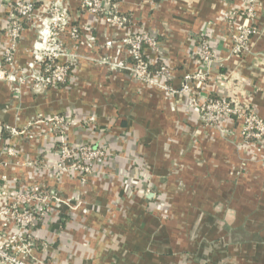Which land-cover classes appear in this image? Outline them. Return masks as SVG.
Returning a JSON list of instances; mask_svg holds the SVG:
<instances>
[{
	"label": "crops",
	"instance_id": "obj_1",
	"mask_svg": "<svg viewBox=\"0 0 264 264\" xmlns=\"http://www.w3.org/2000/svg\"><path fill=\"white\" fill-rule=\"evenodd\" d=\"M27 1L37 19L13 46L14 66L26 75L41 63L38 19L55 6L69 21L54 42L63 53L57 61L70 66L66 82L45 87L0 72V209L34 183L53 196L42 222L19 233L31 239L34 263L264 264V140H244L229 117L204 124L178 92L185 75L203 68L205 41L213 61L194 90L235 97L264 120V0L255 8L258 31L239 54L230 52L231 35L245 22L244 0H115L129 18L124 26L105 23L81 0ZM8 12L0 9V50L10 46ZM225 13L232 15L223 21ZM131 32L156 39L144 55L168 67L175 92L130 75L123 39ZM53 115L65 118L62 130L52 129ZM58 135L108 157L85 179L56 178ZM12 228L0 214V236Z\"/></svg>",
	"mask_w": 264,
	"mask_h": 264
},
{
	"label": "built area",
	"instance_id": "obj_2",
	"mask_svg": "<svg viewBox=\"0 0 264 264\" xmlns=\"http://www.w3.org/2000/svg\"><path fill=\"white\" fill-rule=\"evenodd\" d=\"M259 0H244V7L238 13L245 22L237 25L236 31L231 35L232 54L243 53L247 50L248 40L254 36L258 29L255 26L256 4ZM81 6L86 11L101 15L105 23L124 26L129 22L126 15L116 11L115 0H81ZM6 7V35L10 38V46L0 50V72L10 71L8 78L24 82L31 79L46 86H57L67 81L70 66L66 62H58L57 59L63 53L54 44L57 40L56 29L60 31L67 28L69 21L64 18L57 7H49L48 19H38L43 29L42 44L37 48V58L41 62L29 65L30 74L14 66L13 46L24 29V23L30 20L35 21L37 16L34 14V6L27 0H3L0 1V9ZM232 14L225 13L222 20L230 19ZM47 24L45 25V23ZM72 37H76L77 29H70ZM124 43L129 45V56L132 61L126 65L127 70L133 78L147 86L159 87L165 91L175 92L171 89L166 80L169 77L168 67L159 62L155 70H149L148 65L156 63L148 60L144 55V48H149L155 52L157 45L156 39L143 32H131L125 35ZM198 52L203 68L193 74L184 76L183 82L178 92L187 96L188 102L198 111L199 118L206 125H215L219 118H232L240 122V131L244 140H264V120L257 114L250 111L244 104L240 103L235 97H210L199 96L194 90L196 83H201L206 77L205 74L213 61V52L205 41L198 42ZM42 64V65H41ZM195 81V84H194ZM52 129L62 130L65 118L60 115H53L50 119ZM13 133L16 131L13 130ZM56 143V162L50 164L52 170L56 172V178L64 175L79 176L85 179L93 172L94 165H100L108 157V152L102 147L90 144L73 145L69 143L63 135H58ZM14 199L5 207L0 209V214L8 215L12 222V231L7 235L0 236V264H35L31 254L32 241L28 237L20 236L19 233H26L36 227L44 219L47 210L50 208V195L48 188L44 184L34 183L31 186L15 190ZM1 231V229H0Z\"/></svg>",
	"mask_w": 264,
	"mask_h": 264
},
{
	"label": "trees",
	"instance_id": "obj_3",
	"mask_svg": "<svg viewBox=\"0 0 264 264\" xmlns=\"http://www.w3.org/2000/svg\"><path fill=\"white\" fill-rule=\"evenodd\" d=\"M25 25V24H24ZM23 25V26H24ZM159 62L160 61H157L155 64H153V65H148V69L149 70H155L157 67H158V65H159Z\"/></svg>",
	"mask_w": 264,
	"mask_h": 264
}]
</instances>
